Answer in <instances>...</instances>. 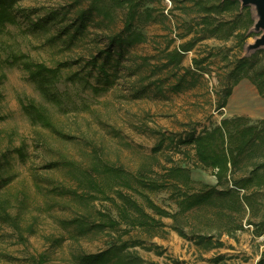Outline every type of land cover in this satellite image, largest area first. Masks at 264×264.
<instances>
[{
	"label": "rangeland",
	"instance_id": "374dc122",
	"mask_svg": "<svg viewBox=\"0 0 264 264\" xmlns=\"http://www.w3.org/2000/svg\"><path fill=\"white\" fill-rule=\"evenodd\" d=\"M137 1L131 23L145 39L123 50L111 42L128 15L118 0H17L14 22L0 28V194L27 234L21 242L0 220V264H82L111 245L138 264L264 259V123L248 117L254 144L228 155L232 180L251 178L235 189L216 184L217 167L197 166L195 148L198 134L233 117L220 107L231 69L243 57L264 62L256 8L236 18L242 44L209 36L166 65L201 33L205 9L222 20L235 11L215 13L218 0ZM90 3L107 16L81 18Z\"/></svg>",
	"mask_w": 264,
	"mask_h": 264
},
{
	"label": "trees",
	"instance_id": "16d2710c",
	"mask_svg": "<svg viewBox=\"0 0 264 264\" xmlns=\"http://www.w3.org/2000/svg\"><path fill=\"white\" fill-rule=\"evenodd\" d=\"M17 0H0V28L4 27L7 23H13L15 20V16L13 13V7ZM139 1L132 0H118L120 5L127 6V20L124 23V29L117 36L112 39L111 42L116 43L120 50L125 49L135 43L142 42L145 39L143 33L133 28L131 21H133L138 14L137 8L140 5ZM131 4L132 6H128ZM207 6V5H204ZM213 6L214 12L218 13L221 10H225V7H229V9L235 11L231 20H222L218 17L207 14V9L201 14L199 21L196 23L200 25V34L198 37L193 39H189L188 41H184L178 45V47L173 48L168 52V57L165 59V64L175 63L178 64L181 61L182 53L190 49V47L194 44L196 40H201L203 38L213 36L216 38H228L230 36H235L239 44L244 42L247 35L241 31L237 30L236 26V18L241 15L242 10H246V6L239 7V0H218V2L212 4L209 8ZM208 8V9H209ZM96 11L97 13H101L104 16H107V10L102 9L93 3L87 7L86 11H82L79 16L82 18L85 14ZM247 16L250 17V14L247 12ZM252 22V20H251ZM225 26L227 28H225ZM263 61H264V53H263ZM40 67V66H39ZM229 75H233L234 79L230 87H228L226 91V96L231 92L232 87L239 82L242 78L249 79L253 85L256 87L259 94L264 97V62L260 65H256L254 59L251 57H243L239 62L231 69ZM35 75H31V78L36 81ZM45 95H50L45 93ZM48 99H51L50 96H46ZM225 104V100L221 103L220 107L223 108ZM27 113L29 111L27 110ZM30 114V113H29ZM32 116L33 122L40 123L43 126H47L50 128H55L54 122L47 116L45 113L40 110L36 112ZM258 122H263L264 119H260ZM242 123V124H241ZM257 127L254 124H249V118L241 115V116H233L231 118H222L219 121V124L215 125L212 129L205 131L201 134H198L195 137V148H196V156L198 159L197 166L207 168V167H217L216 174V184L225 185L228 182L232 184V187H235L241 184L242 181H249L250 176H245L240 178L239 180H232L229 176L228 172V163L234 159V155L249 145L254 144V136H248V132H257ZM225 134L226 138L223 137ZM228 155L230 158H228ZM184 172V170L179 169V167H173L171 172ZM182 176V175H181ZM185 178H188V174L185 173ZM165 185V184H164ZM242 187V186H241ZM231 187L222 189L218 191L220 194H230L232 191ZM231 190V191H230ZM218 193L217 191H215ZM234 193L232 199V208L238 207L239 193L237 195ZM191 196V195H190ZM238 196V199H237ZM202 199L196 198L188 203L189 207H192L198 204ZM10 199L6 196L0 194V220L9 224L13 230L15 231L18 239L21 242H26L27 234L24 233L22 225H20V221L16 213H12L9 210ZM184 208V207H183ZM168 214V213H167ZM31 231V230H29ZM118 246L111 245L105 250H102L95 254H87L83 255L81 258L82 264H106L114 259L115 262L120 264H138L140 259L134 255H127V257L120 256V249L116 248ZM259 264H264V259L261 257L259 259Z\"/></svg>",
	"mask_w": 264,
	"mask_h": 264
},
{
	"label": "crops",
	"instance_id": "0c3cea01",
	"mask_svg": "<svg viewBox=\"0 0 264 264\" xmlns=\"http://www.w3.org/2000/svg\"><path fill=\"white\" fill-rule=\"evenodd\" d=\"M223 110L231 116H247L251 119H264V97L253 83L242 78L225 98Z\"/></svg>",
	"mask_w": 264,
	"mask_h": 264
},
{
	"label": "water",
	"instance_id": "95a60500",
	"mask_svg": "<svg viewBox=\"0 0 264 264\" xmlns=\"http://www.w3.org/2000/svg\"><path fill=\"white\" fill-rule=\"evenodd\" d=\"M242 5L252 4L256 8L257 20L255 27L263 30L262 34L255 39L253 47L264 46V0H240Z\"/></svg>",
	"mask_w": 264,
	"mask_h": 264
}]
</instances>
